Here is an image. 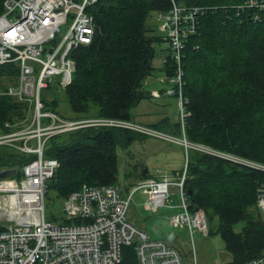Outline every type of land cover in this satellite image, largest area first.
<instances>
[{
	"label": "trees",
	"instance_id": "obj_1",
	"mask_svg": "<svg viewBox=\"0 0 264 264\" xmlns=\"http://www.w3.org/2000/svg\"><path fill=\"white\" fill-rule=\"evenodd\" d=\"M173 2L204 8L194 17V32L183 41L180 93L189 113L183 123L185 138L191 144L201 143L264 165V10H239L243 0L96 1L89 7L95 25L92 39L71 51L75 62L71 83L54 86L69 105L72 117L66 118L136 120L130 109L149 98L143 80L153 74L154 44L167 43L159 70L172 73L169 38L159 28L163 35L151 34L146 21L150 14L156 19L158 13L170 12ZM2 4L0 0V15ZM252 12L261 19L253 21ZM156 21L159 26L160 20ZM16 72L14 65L0 66V92L15 83ZM40 104L42 111L58 114L55 99L40 98ZM29 111L26 100L0 94V134L23 127L30 120ZM149 127L176 136L181 133V125L168 117ZM144 137L128 129L102 126L47 137L42 156L55 158L57 164L46 182L45 198L51 195L61 206L68 193L83 185L116 186V148L126 150ZM187 152L184 189L189 209L203 210L207 221L213 216L218 219L215 231L229 254L228 264H245L262 256L264 222L255 203V189L263 184L264 172L209 153ZM33 159L34 155L0 145V170L13 168L17 178L21 166ZM119 264H138L134 248L122 247Z\"/></svg>",
	"mask_w": 264,
	"mask_h": 264
},
{
	"label": "built area",
	"instance_id": "obj_2",
	"mask_svg": "<svg viewBox=\"0 0 264 264\" xmlns=\"http://www.w3.org/2000/svg\"><path fill=\"white\" fill-rule=\"evenodd\" d=\"M98 0H3L0 15V66L14 65L15 83L6 85L1 95L26 100L30 120L18 130L0 134V145L10 146L19 153L34 155V159L21 166V175L0 179V264H119L122 247H132L138 264H184L180 250L163 240H154L146 232L137 229L127 220L128 205L133 193L142 191L146 199L143 207L156 211L170 201V188L176 189L180 212L169 218L170 224L192 231L207 232L204 211H191L184 189L185 169L176 176V181L147 177L131 188L128 194H119V186H85L68 193L61 204L62 218L45 221L44 205L46 182L54 174L55 158H43L42 151L47 137L75 128L96 126L122 128L179 144L186 152H199L224 158L233 164L264 172V165L245 160L206 147L191 144L184 136V119L188 116L181 97L180 65L184 52V39L193 33L195 16L204 8L189 5V8L173 5L170 12L156 15L158 26L169 38L176 73L172 90L167 95L175 96L177 88V112L180 136L163 133L136 120L109 117H86L73 119L42 111L40 98L49 85L60 88L71 83L75 62L71 51L92 39L94 22L90 6ZM264 10V0H243L238 9ZM253 21L260 15L251 13ZM65 26V29H62ZM164 27L166 29L164 30ZM164 30V31H163ZM55 77V79H54ZM180 79V81H179ZM154 96L156 93H152ZM185 159V164H186ZM255 203L264 222V182L256 187ZM66 219L69 223L64 222ZM245 264H264V254Z\"/></svg>",
	"mask_w": 264,
	"mask_h": 264
},
{
	"label": "rangeland",
	"instance_id": "obj_3",
	"mask_svg": "<svg viewBox=\"0 0 264 264\" xmlns=\"http://www.w3.org/2000/svg\"><path fill=\"white\" fill-rule=\"evenodd\" d=\"M173 5L189 8V6L175 4L174 2ZM197 6L199 5H194V7ZM199 8L203 7L199 6ZM146 28L151 29L150 33L153 35H163L158 30V22L154 19L153 14H150L147 18ZM62 29H65V26H62ZM165 29L166 27H164ZM188 38L189 35L186 39ZM186 39H184V42ZM154 46L156 51L152 58L153 74L143 80L149 98L142 99L137 107L130 109V113L138 119L136 121L139 123H143V121L153 122L156 118L162 117H168L169 121L177 122L178 97L166 93L167 90H172L173 79L176 75L174 69L177 65L175 59L172 58L174 63L170 66L172 72L170 75L159 70V66L162 65V55L167 51L168 46L165 42L156 43ZM182 65L183 63L180 65L181 71ZM54 86L49 85L43 92L44 99L47 101L55 99L59 103L58 116L72 117L69 105L63 99V93L60 90H55ZM152 93H156V95L154 96ZM157 130L170 133V131L161 128ZM179 146L175 142H167L160 138L147 136L141 142L135 140L126 150L116 148L118 168L116 182L119 186V194L125 196L136 183H142V180L148 176L153 179L164 178L168 181H176V176L185 169L186 159V152H184L182 146ZM192 150L200 151L196 148ZM124 185L127 187L126 189H124ZM175 191L174 187L170 188V201L159 206L156 211L144 208L143 201H145L146 196L142 191H136L133 193L128 205L127 220L133 222L137 229L146 232L150 238L154 240L163 239L168 245L171 244L170 246L178 248L184 264H228L229 254L220 240V235L215 231L218 225V219L215 216L207 221V231L210 232L208 234L192 231L193 233L190 235L185 225L180 227L170 224L169 218L171 215L180 212V208L177 206L179 198ZM60 208L61 206L53 196H47L43 208L45 221L54 220L57 224L62 225L60 218L63 214ZM0 223L8 224L4 220ZM240 224L235 225L233 229L237 231Z\"/></svg>",
	"mask_w": 264,
	"mask_h": 264
},
{
	"label": "water",
	"instance_id": "obj_4",
	"mask_svg": "<svg viewBox=\"0 0 264 264\" xmlns=\"http://www.w3.org/2000/svg\"><path fill=\"white\" fill-rule=\"evenodd\" d=\"M15 169L11 168L8 170H0V179H8L11 176L15 175Z\"/></svg>",
	"mask_w": 264,
	"mask_h": 264
},
{
	"label": "crops",
	"instance_id": "obj_5",
	"mask_svg": "<svg viewBox=\"0 0 264 264\" xmlns=\"http://www.w3.org/2000/svg\"><path fill=\"white\" fill-rule=\"evenodd\" d=\"M159 119H161V118H156L155 120H153V122H149V121H143V123H146V122H149L148 124L149 125H152V124H154V122H156L157 120H159ZM136 120H138V119H136ZM125 186V185H124ZM126 187V186H125ZM125 189V188H124ZM160 240H163V239H160ZM164 241V240H163ZM167 243V242H166ZM168 244V243H167ZM171 245V244H170Z\"/></svg>",
	"mask_w": 264,
	"mask_h": 264
}]
</instances>
